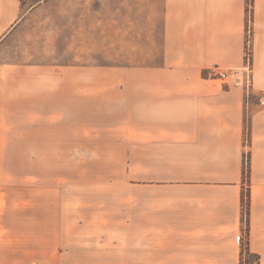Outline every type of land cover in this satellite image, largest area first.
<instances>
[{
	"label": "crops",
	"instance_id": "crops-1",
	"mask_svg": "<svg viewBox=\"0 0 264 264\" xmlns=\"http://www.w3.org/2000/svg\"><path fill=\"white\" fill-rule=\"evenodd\" d=\"M251 2L248 24L250 0H0V165L122 153L140 192L87 225L0 209V264H240L248 188L264 264V0ZM102 43L140 64L86 63ZM248 44L247 88L213 77L241 70Z\"/></svg>",
	"mask_w": 264,
	"mask_h": 264
},
{
	"label": "rangeland",
	"instance_id": "rangeland-1",
	"mask_svg": "<svg viewBox=\"0 0 264 264\" xmlns=\"http://www.w3.org/2000/svg\"><path fill=\"white\" fill-rule=\"evenodd\" d=\"M102 45L101 51L94 55L86 53V63L124 65L132 59L133 63L140 64V57L126 56L125 50L110 52L107 43ZM121 46H124L123 43L118 44V49ZM14 51L9 49L5 57L11 58ZM55 51V57H59V51ZM114 53L120 55L114 57ZM120 109L118 104L117 116L121 115ZM3 156L4 165H0V209H51L54 225H73L77 224V220L90 224L88 221L92 220L93 211L120 210V206L132 203L130 200L124 201L129 199L128 195L140 193L129 183L138 175L130 174L122 153L16 152ZM248 192V189L243 192L246 199ZM246 210V207L242 208L244 228L241 233L240 264H259L258 256L250 251L248 243L250 217ZM10 220L13 221V218Z\"/></svg>",
	"mask_w": 264,
	"mask_h": 264
},
{
	"label": "built area",
	"instance_id": "built-area-1",
	"mask_svg": "<svg viewBox=\"0 0 264 264\" xmlns=\"http://www.w3.org/2000/svg\"><path fill=\"white\" fill-rule=\"evenodd\" d=\"M248 13H249V17H248V24H249L252 19L251 0L248 7ZM249 30H251V27L248 26V31ZM245 58H246V64L241 70L222 69V68H218L217 66H211L209 70L212 71L213 77H217L221 79L224 83L247 85L248 83L250 84L252 78V52L249 44L246 48Z\"/></svg>",
	"mask_w": 264,
	"mask_h": 264
},
{
	"label": "trees",
	"instance_id": "trees-1",
	"mask_svg": "<svg viewBox=\"0 0 264 264\" xmlns=\"http://www.w3.org/2000/svg\"><path fill=\"white\" fill-rule=\"evenodd\" d=\"M249 174H250V165H245V167H244V180L249 181ZM248 190H249V192L247 194L248 199H246V196L243 195L242 204H243V208L246 207L247 215L250 217V204H251V202H250V188H248ZM244 214H246V213H244Z\"/></svg>",
	"mask_w": 264,
	"mask_h": 264
}]
</instances>
